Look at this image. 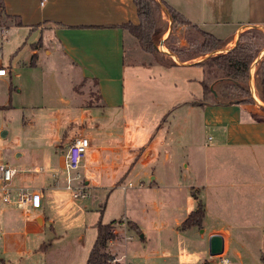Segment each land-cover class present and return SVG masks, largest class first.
Here are the masks:
<instances>
[{
  "label": "crops",
  "instance_id": "crops-1",
  "mask_svg": "<svg viewBox=\"0 0 264 264\" xmlns=\"http://www.w3.org/2000/svg\"><path fill=\"white\" fill-rule=\"evenodd\" d=\"M1 1L4 12L16 17L21 24L11 27L15 31L13 35L27 30L32 35L24 46L29 61L35 56L34 67L41 63L48 67L39 70V90L29 97L27 106H22L23 110L31 109L30 117L23 120L26 129H40L41 134L28 136L31 150L28 147L20 153H12L11 161L0 154L4 164L17 169L8 186L11 196L15 197L21 190L35 191L41 195V205L38 209L26 210L14 204L6 205L2 203L0 192V234L2 227L17 226L16 233H21L28 245L25 254L34 255L38 248L33 247V239L36 240L43 229L53 230L54 220L48 217L50 201L59 202L63 192L69 191L63 170L67 146L74 137L86 135L90 149L79 169L84 190L100 195L116 189L124 191L120 213L117 212L121 219L115 222H132L137 226V231H129L141 240L138 248L143 253L138 256L137 264L167 262L168 250L175 244L178 245L174 252L180 262L186 261L198 245L206 251L207 257L226 259L231 251L230 228L205 225L207 209L202 198L205 187L195 181L193 175L198 171L204 173L212 157L217 164L221 157L228 155L222 151L230 147L233 158L236 154L264 157V116L251 115L243 105L202 104L201 88L199 98L196 95L193 100L185 98L187 101L151 94L155 86L158 92L165 90L168 81L165 74L172 69L182 71L197 66L191 63L166 67L154 61L134 64L126 60L127 33L119 26L138 23L132 0ZM164 1L192 25L203 31L209 28L205 32L223 42L224 50L220 51L232 49L246 29L257 28L264 32V0H232V5L231 0ZM162 58L160 62L172 55L162 54ZM0 65L3 66L2 60ZM154 67L157 68L154 73L161 79L156 85L150 81L154 75L146 72L145 78L141 77L143 70ZM4 68L7 76L10 75L11 69ZM183 77L174 84L179 80L199 84L198 78H189L187 74ZM8 84L5 77L0 78L4 93L0 109L12 108V91L8 87L11 84ZM17 92H22V88ZM148 113L151 117L146 120ZM203 130L213 133L206 138L207 148L216 141L213 147L218 150L213 155L207 152L206 144L201 147L198 143ZM9 135L10 131L6 132L2 140ZM5 149L0 146V150ZM189 149L197 150L191 154ZM131 191L137 205H142L141 213L150 214V220H146L148 229L138 221L123 219ZM159 198L160 203L156 201ZM198 202L204 208L202 228L182 231V222L196 209ZM260 227L264 225H258ZM212 235L223 238V252L216 256L209 254ZM124 239L108 244L107 252L118 264L121 258L111 248ZM235 257L241 260L238 264L244 263L241 253ZM261 261L264 264V260ZM0 262L6 263L2 259Z\"/></svg>",
  "mask_w": 264,
  "mask_h": 264
},
{
  "label": "rangeland",
  "instance_id": "rangeland-1",
  "mask_svg": "<svg viewBox=\"0 0 264 264\" xmlns=\"http://www.w3.org/2000/svg\"><path fill=\"white\" fill-rule=\"evenodd\" d=\"M161 18L162 25L166 30L161 34L160 41L155 44L159 53L172 55L168 49L187 47L188 41L198 38L189 27L173 24L165 13L161 14ZM1 24L2 28L6 27L7 38L4 39L0 34V60H2L4 67L11 69L10 75L5 77V79L11 84L8 87L12 91L10 102L12 108L0 109V132L10 131L7 139H0V146H5L6 148L5 150H0V154L6 161H11L14 158L12 153H20V150L28 147L31 150L27 140L28 136L41 134L40 129L30 131L26 129L23 120L30 117L31 109L23 110L22 106H27L29 97L33 93L36 94L38 92L39 70H45L48 66H45V63H41L38 67L30 65L28 50L24 47L26 41L29 42L32 38L30 31H21L13 35L15 31L11 27L14 26L9 25L10 22H1ZM203 29L207 31L209 28ZM224 29L227 30L228 27H224ZM243 34L244 38L240 39L237 44L244 46L251 41L257 49L255 61L249 68V87L253 104H247L245 107L253 116H263L257 109V105L264 106V103L256 96L257 84L255 79L257 67L255 65L264 54V32L257 28H250L244 30ZM125 50L126 60L134 64L144 63V61L157 63L160 58L164 60L161 54L155 57L144 53L137 45L135 39L128 34ZM222 53L225 52L219 51L213 55ZM172 60L177 64H181L173 55ZM165 62H169V59H166ZM156 70L157 68L155 67L147 71L143 70L141 77L145 78L144 74L146 72L147 75H154V80L151 79L150 81L156 82V85L161 80L154 73ZM186 74L189 78L194 77L192 79L198 78L201 80L203 78V72L200 67H191L182 71L172 69L165 74V79L168 80L165 90H159L158 92L155 86V91L151 94H161L163 97L173 99V101H180L182 98L183 101H187L184 100L185 98L193 100L194 96H198V93H201L200 88L202 89V87L200 84H198L199 87L197 83L185 80H179L176 85L174 84L176 79L183 75L185 77ZM21 88L22 92H17ZM154 89L152 88V90ZM214 90L219 101L225 102L232 98V87L227 84L219 83L215 85ZM5 93L7 94V92ZM3 95L4 93L0 88V99L4 97ZM147 95L149 96L150 94ZM205 102L214 103V100L209 96ZM150 117L148 113L145 118L148 120ZM209 135H213V133L203 130L198 143L201 147L206 144L207 152L213 155L218 149L215 150L213 147V145H216L215 140L207 148L206 138ZM189 150L192 154L197 149ZM222 154L228 155L221 157L217 164L213 163V157L210 158L206 171L204 173L198 171L197 175H193L195 181L201 182V185L205 187L202 198L206 204L207 218L204 223L206 226L214 224L229 226L232 235L231 251L226 256L229 264H238L241 261L235 257L238 253L243 256L242 262L244 263L242 264H263L261 260H264V228H258V225H264V157L236 154V157L233 158L232 147L222 151ZM83 186V180L73 183V188L78 191L77 198H72L70 191H66L67 193L64 191V195L61 198L62 201L59 200V202L55 203L53 200L50 201L48 217L54 220L53 230L43 229L37 239H33L32 245L38 249L31 257L25 254L28 245L26 246L25 239L21 233H16L18 227L14 226L8 229L2 227L0 234V259L4 260L5 264H85L96 237L94 226L99 221L102 224H109L121 219L117 212L120 213L124 191L116 189L109 194L100 195L94 194L90 190H83ZM84 194L85 196H82ZM131 194V199L127 202V212L123 219L135 223L138 221L145 229H148L146 220H150V214L141 213L142 205H137L136 196L134 197L132 191ZM162 198H165V195ZM156 201L160 203L162 200L159 198ZM100 203L102 204L100 205ZM159 206L161 208L165 207L163 204H159ZM104 207L106 208L105 213L103 212ZM149 211L152 213L151 210ZM254 226L257 227L254 228ZM123 228L125 229L121 230L114 242L124 238L125 241L117 243V246L111 248V250L113 251L114 249L117 257L121 258V264H137L138 256L143 253L138 248L141 240L138 239L139 236L137 237L134 232H129L131 229L127 223ZM130 236L133 237L131 238ZM29 238V240H32V236ZM44 243H50L51 246L46 250H39ZM177 245L175 244L169 248L167 262L164 263L163 260H159L152 261V264H222L216 258L207 257L206 251H203L200 245H198L199 248L193 249L188 254L186 261H177L176 253L174 252V248H177ZM106 250H108V247Z\"/></svg>",
  "mask_w": 264,
  "mask_h": 264
},
{
  "label": "trees",
  "instance_id": "trees-1",
  "mask_svg": "<svg viewBox=\"0 0 264 264\" xmlns=\"http://www.w3.org/2000/svg\"><path fill=\"white\" fill-rule=\"evenodd\" d=\"M138 23L131 22L122 24L120 29L132 36L139 48L146 54L157 57L161 53L158 52L156 42L160 41L161 34L165 32L162 25L161 14L165 13L166 17L173 24L189 27L198 38L188 41L187 47L170 48L168 51L181 62V64L194 63V66L200 67L203 72V78L199 81L203 90L202 104L209 96L214 100L215 105H243L253 104L249 81H250V66L254 63L257 56V49L251 41L246 45L241 46L239 43L235 47L225 53L213 55L215 52L224 50L223 42L207 33L195 25H192L184 16L171 8L164 0H132ZM16 17L10 16L4 12L3 3L0 0V27L2 23L10 22L9 25L20 27V22L16 21ZM12 23V24H11ZM244 38L242 33L238 41ZM162 57V54H161ZM162 62V61H161ZM158 64L166 67H175L178 64L169 58V62L163 61ZM31 66L35 64V56L31 57ZM257 84L256 96L264 103V54L255 65ZM219 83L227 84L232 87V98L228 101H219L214 87ZM201 104V105H202ZM257 109L264 116V106L257 105ZM251 114V113H250ZM253 115V114H251ZM204 219V208L201 202H198L197 207L188 217L182 222L181 230L186 231L193 227L202 228ZM118 222L102 224L100 221L94 226L96 237L92 248L88 254L85 264H109L113 260V256L107 252L106 248L111 240L116 236L112 233L113 228ZM130 229L137 231V226L132 222H127ZM51 246L50 243L42 244L39 250H46Z\"/></svg>",
  "mask_w": 264,
  "mask_h": 264
},
{
  "label": "built area",
  "instance_id": "built-area-1",
  "mask_svg": "<svg viewBox=\"0 0 264 264\" xmlns=\"http://www.w3.org/2000/svg\"><path fill=\"white\" fill-rule=\"evenodd\" d=\"M1 36L7 38L6 28L0 29ZM7 76V70L0 65V78ZM90 149V139L86 135H78L74 137L67 146V151L64 156L63 170L65 186L71 192L72 198L78 197V191L73 188L75 181L82 180L79 169L82 161L84 160L87 151ZM17 169L12 166L4 164L0 155V192L2 193L3 204H14L22 209H38L41 205V195L38 192L31 190H21L19 193L12 197L9 193V184L12 179L16 176ZM84 190V188H83ZM82 196H85L82 195ZM125 222H118L112 230V233L117 237L121 233L122 229H125ZM119 227V229H118ZM123 231V230H122ZM116 239V238H115ZM114 239V240H115ZM114 240L109 241L108 244H112ZM222 264H229V262L223 257H218ZM118 264V260L114 257L113 260L109 261V264Z\"/></svg>",
  "mask_w": 264,
  "mask_h": 264
},
{
  "label": "water",
  "instance_id": "water-1",
  "mask_svg": "<svg viewBox=\"0 0 264 264\" xmlns=\"http://www.w3.org/2000/svg\"><path fill=\"white\" fill-rule=\"evenodd\" d=\"M187 65V64H185ZM6 131H2L0 134V138L4 139L6 136ZM37 222L40 224V219ZM50 223H46V226H49ZM223 252V238L220 235H212L209 238V254L210 256H216Z\"/></svg>",
  "mask_w": 264,
  "mask_h": 264
}]
</instances>
